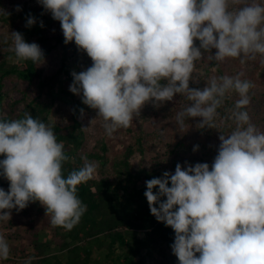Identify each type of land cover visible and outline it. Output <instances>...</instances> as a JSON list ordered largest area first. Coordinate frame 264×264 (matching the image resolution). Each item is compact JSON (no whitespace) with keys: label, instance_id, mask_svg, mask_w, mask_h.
<instances>
[{"label":"clouds","instance_id":"9594fccd","mask_svg":"<svg viewBox=\"0 0 264 264\" xmlns=\"http://www.w3.org/2000/svg\"><path fill=\"white\" fill-rule=\"evenodd\" d=\"M38 3L59 21L64 43L74 41L91 58L86 70L71 73L69 91L82 94V103L102 117L109 136L130 127L147 103L159 107L177 94L190 101L176 116L181 129L185 118H200L199 128L214 129L226 95L238 93L232 111L235 128L230 134L220 133L211 166L177 163L174 173L165 171L147 180L144 195L150 213L173 229L170 247L179 264H264V132L245 110L254 85L240 75H225L212 78L203 89L189 86L196 62L205 53L209 60L240 58L242 64L264 55V4L230 10V0ZM241 3L231 0L232 5ZM35 23L29 15L25 27ZM11 37L10 50L18 63L45 62L37 43L27 42L18 31ZM0 156V176L9 182L8 191L0 188V221L10 220L13 209L19 212L38 201L53 227L70 231L79 223L87 206L78 198L77 186L93 177L97 162L82 157L83 166L65 176L63 164L70 157L63 142H57L49 125L27 112L23 118L0 119ZM9 254V244L0 234V259L7 260Z\"/></svg>","mask_w":264,"mask_h":264},{"label":"trees","instance_id":"16d2710c","mask_svg":"<svg viewBox=\"0 0 264 264\" xmlns=\"http://www.w3.org/2000/svg\"><path fill=\"white\" fill-rule=\"evenodd\" d=\"M251 1L264 4V0ZM20 9L17 11L15 7H7L5 0H0L1 22L10 27L14 26L16 21L22 20L25 25L29 15L36 19L39 14L26 6ZM37 20L32 27L20 29L16 27L15 31L22 33L27 42L37 43L44 52L45 61L58 45L68 48V54L63 57L54 73L44 74L40 65L32 61L18 63L14 52L7 49L5 54L14 61L6 58L0 61V119L23 118L24 113L27 112L33 118H38L49 125L56 135L57 142H63L64 151L70 157L63 164L65 176L70 171L78 170L83 166L82 157H86L89 162H97L98 168L91 179L77 186V196L87 208L79 223L70 231L62 227H53L45 208L38 201L30 202L19 212L12 210L13 215L26 217L24 224L31 225V229H34L32 223L36 218L54 228L53 240H41L37 230L26 228L25 234L33 236L30 245L33 252L27 254L26 247L18 251L22 264H25L29 257H34L31 264H167L163 259H166L168 252H172L170 246L174 242L175 233L164 223L158 222L150 213L144 195L145 182L154 177H161L165 171H168L163 164L164 161L154 160L155 162L149 167L142 163L133 165L132 161L136 155L143 159L149 151H154L153 146L150 148V144H146V140L150 138L145 137L143 130L134 133L128 129L131 140L119 154H112L106 130L96 135L93 148L87 150L86 122L93 117V109L82 103V94L70 93L73 105L64 124L49 120L57 104L56 88L60 76H64L71 85L73 82L71 73L78 71L77 59L88 56L77 49L74 41L65 44L63 33L48 36ZM260 56L264 60V55ZM211 62L215 66L219 65L217 61ZM86 63L87 67L92 65L90 57ZM14 79L26 83L31 91L17 88L6 95V85ZM251 100L252 103H257V106L254 108L248 105L245 110L250 116L251 123L262 131L264 93L252 94ZM224 102L235 105L227 95ZM153 137L157 144L162 135L161 138ZM184 137L189 138L188 149L193 150L198 145L196 152L205 153L206 144L201 139L203 136L184 135ZM180 146L181 143L177 141L175 144L171 142L165 145L166 152L171 155L169 159L173 168L177 163L183 166V163L178 162V155L182 150H178ZM0 159H4V156H0ZM195 160L205 163V158ZM153 191L156 192L158 189ZM158 256L162 259L160 262H157Z\"/></svg>","mask_w":264,"mask_h":264},{"label":"rangeland","instance_id":"374dc122","mask_svg":"<svg viewBox=\"0 0 264 264\" xmlns=\"http://www.w3.org/2000/svg\"><path fill=\"white\" fill-rule=\"evenodd\" d=\"M252 1H244L240 5L229 4V9L241 7L245 4H251ZM7 7H17L26 6L39 12L36 19L37 22H43L44 27L43 31L48 36H54L55 34H62L61 26L59 21L52 19L51 14L46 12L43 7L38 3V0H5ZM24 28L25 25L22 23V20L15 22L14 26H8L3 24L0 20V61L4 58L14 61L13 58L7 56L6 50L11 49L12 47V37L11 32L15 31V28ZM196 46H199L198 41L195 42ZM78 49V48H77ZM69 49L63 45H58L55 50H53L51 56L46 59V61L40 65L44 74L54 73L63 57H66ZM81 53L83 51L80 50ZM216 52L215 49L211 50V54L214 55ZM208 53L204 54L203 60L196 62L195 71L193 74V80H190V88H199L203 89L206 84L212 78H218L220 76H229L235 77L240 75L242 80L251 81L254 87L250 89V104L249 106L256 107L257 103L251 102L252 94L254 93H264V60L261 58V54H257L255 59H246L245 63H240V58H226L222 62H218L219 65L215 66L212 64V60L207 59ZM86 61L87 58H78L77 59V73L86 70L88 67ZM162 83H166L162 81ZM69 82L65 79L64 76H60L59 84L56 88L57 95V104L52 111L49 120L51 122L60 121L64 124L67 116L73 105L72 99L70 97L69 91ZM31 89L27 86L26 83L19 80H11L7 83L5 93L6 95L11 94L15 89ZM227 96L234 102L240 97L238 93L231 91ZM190 101L186 99L184 95L177 94L172 101H166L161 104L159 107L153 105V103H147L140 111V116L134 117L133 122L128 128L117 129L111 136L108 135V142L112 154L116 155L123 151L126 145L130 142V137L128 129L132 130L134 133H138L143 130L145 132V137L150 138L146 140V144H150V148H154V151H149V153L142 159L139 155H136L133 158V165L137 166L140 163L149 167L156 160H163L165 168L169 172H174L175 168L172 167L171 160L169 159L171 155L166 152L165 145L167 143L175 144L176 141L181 143V146L178 147L179 153L178 162H185L191 165L200 163L195 159L205 158V163H208L210 166L213 162V158L217 155V149L219 146V135L230 134L231 131L235 128V121L232 117V111L234 106L223 102L219 110L217 109L218 115L215 117L214 124L215 128H199L198 123L200 118H185V124L183 129L177 123L176 116L179 112L183 111ZM247 108V107H246ZM251 111H254L251 109ZM104 121L102 117L98 116L97 111L93 109V117L86 122V149L90 150L95 144V137L99 133L105 131ZM261 125V124H260ZM264 127V125H262ZM261 132H264V128ZM162 135V138H161ZM184 135L192 136H203L205 153L201 154L200 152L193 151L188 149L189 138L184 137ZM153 136H158L161 138L160 142H155ZM172 140V141H171ZM155 144V145H152ZM155 157V158H154ZM142 159V160H141ZM155 160V161H154ZM196 162V163H195ZM0 188H3L5 191L9 189V182L3 177L0 176ZM11 213V219L7 221H0V234H3L6 241L9 244L10 254L7 260L2 259L1 264H22V259L18 255V251L22 247L28 249L27 254H31L33 249L30 247L33 236L26 235L25 230L31 229V225H25L24 222L27 220L26 217H18ZM50 220V218H48ZM34 229L39 232V238L41 240L45 239H54V228L52 226L44 224L43 220L36 218L32 223ZM27 228V229H26ZM25 253V257L27 254ZM199 254H197L198 256ZM161 257H157V262H160ZM167 264H179L178 259L172 252H168L166 259Z\"/></svg>","mask_w":264,"mask_h":264},{"label":"built area","instance_id":"2783aa9c","mask_svg":"<svg viewBox=\"0 0 264 264\" xmlns=\"http://www.w3.org/2000/svg\"><path fill=\"white\" fill-rule=\"evenodd\" d=\"M2 263V259H0V264Z\"/></svg>","mask_w":264,"mask_h":264}]
</instances>
